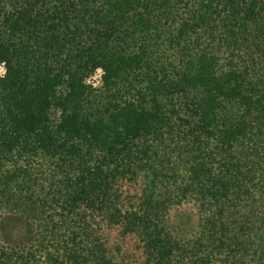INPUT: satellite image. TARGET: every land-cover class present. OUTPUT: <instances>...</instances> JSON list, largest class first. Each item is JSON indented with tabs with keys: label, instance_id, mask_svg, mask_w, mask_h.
Listing matches in <instances>:
<instances>
[{
	"label": "trees",
	"instance_id": "16d2710c",
	"mask_svg": "<svg viewBox=\"0 0 264 264\" xmlns=\"http://www.w3.org/2000/svg\"><path fill=\"white\" fill-rule=\"evenodd\" d=\"M0 64V264H264V0H0Z\"/></svg>",
	"mask_w": 264,
	"mask_h": 264
},
{
	"label": "rangeland",
	"instance_id": "374dc122",
	"mask_svg": "<svg viewBox=\"0 0 264 264\" xmlns=\"http://www.w3.org/2000/svg\"><path fill=\"white\" fill-rule=\"evenodd\" d=\"M195 214V212L193 211L192 207H185V208H181V209H176L172 212V216L174 221H177L180 219V217L182 215H188L189 217L193 218V215Z\"/></svg>",
	"mask_w": 264,
	"mask_h": 264
},
{
	"label": "clouds",
	"instance_id": "9594fccd",
	"mask_svg": "<svg viewBox=\"0 0 264 264\" xmlns=\"http://www.w3.org/2000/svg\"><path fill=\"white\" fill-rule=\"evenodd\" d=\"M98 72H102V70L98 69ZM6 74V68L3 64H0V77H3Z\"/></svg>",
	"mask_w": 264,
	"mask_h": 264
}]
</instances>
